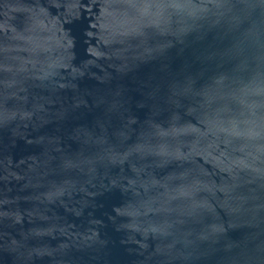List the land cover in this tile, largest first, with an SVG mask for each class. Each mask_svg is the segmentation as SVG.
<instances>
[{"label": "water", "instance_id": "water-1", "mask_svg": "<svg viewBox=\"0 0 264 264\" xmlns=\"http://www.w3.org/2000/svg\"><path fill=\"white\" fill-rule=\"evenodd\" d=\"M0 264H264V0H0Z\"/></svg>", "mask_w": 264, "mask_h": 264}]
</instances>
